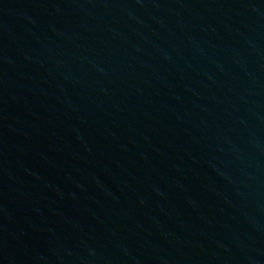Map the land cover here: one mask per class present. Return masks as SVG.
Listing matches in <instances>:
<instances>
[{
  "label": "water",
  "instance_id": "water-1",
  "mask_svg": "<svg viewBox=\"0 0 264 264\" xmlns=\"http://www.w3.org/2000/svg\"><path fill=\"white\" fill-rule=\"evenodd\" d=\"M0 264H264V0H0Z\"/></svg>",
  "mask_w": 264,
  "mask_h": 264
}]
</instances>
